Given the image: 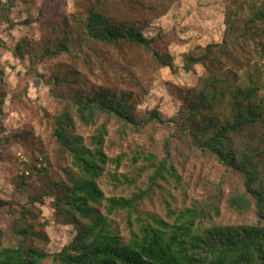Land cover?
<instances>
[{"label": "rangeland", "instance_id": "rangeland-1", "mask_svg": "<svg viewBox=\"0 0 264 264\" xmlns=\"http://www.w3.org/2000/svg\"><path fill=\"white\" fill-rule=\"evenodd\" d=\"M262 1L14 0L12 8L0 14V61L6 75L5 81L0 83V91L4 89L5 92V105L0 111V136L6 132L21 131L25 138L13 142L12 149L1 156L4 158L0 161V199L7 204L0 208V244H15V226L26 222L32 223L33 232L41 235L32 237L30 245L52 253L62 250L77 233L74 221L77 217L58 211L56 195H47L54 188L51 180L68 184L70 179L66 169L74 172L67 149L54 134V118L61 113L75 91L90 92L96 86L128 90L131 92L129 101L138 112L143 114L146 110L157 108L170 119L177 115L183 104L182 90L197 86L199 78L206 73L202 65L185 70L184 53L212 42H221L226 32V13L235 21L240 33L238 28L243 27L245 20L254 12L252 8L255 5L259 7ZM93 4L116 22L131 24L136 21L147 37L159 35L154 49L169 52L178 69L172 71L169 67L159 66L149 51L135 44L110 45L83 38V27H80L79 21ZM62 16H66L73 27L71 52L35 61L31 52L41 49L47 36L66 31V24H58ZM28 17H39L40 20L29 25H9V19L22 22ZM21 40L27 45L23 51L24 59L15 55ZM246 43L245 39H241V44ZM249 48L246 44L242 54L234 49L242 56L241 65L224 62L230 81L237 84L247 82V72L255 65L260 68L264 81V57L256 51L250 52ZM58 72L62 80H67L66 83L55 82ZM16 93L18 95L15 96ZM102 126L106 127L103 152L108 160L103 164L105 169L98 184L105 196H130L146 188L151 172L146 167L148 161L144 157L137 160L136 156L154 153L163 159L168 140L167 151L171 153V162L179 178L169 174L164 179L160 178L152 195L138 207L139 214L167 218L170 207L181 209L208 203L220 209V214L213 219L214 223L239 225L257 220L254 210L238 213L228 206L231 196L244 191V174L221 163L215 155L202 152L193 145V139L179 131L172 121L152 122L140 131L128 128L124 133L122 123L113 116L101 115L91 125L83 124L75 116L69 133L81 136L84 143L91 146L92 136ZM256 128L235 134L234 140L240 145L249 143L251 148L260 146L258 149H263L264 129L259 128L261 137L257 138ZM122 154L125 156L117 167L112 159ZM44 155L48 157L49 172L41 173L20 186L21 175L31 171L25 164L28 163V167L36 163L39 165L37 160ZM257 160L260 162L262 158ZM124 175L136 177L137 182H125ZM96 207L98 212L107 215L104 201ZM109 219L118 233L129 239L133 226L127 213L122 211L109 215ZM45 264H53L52 259L45 260Z\"/></svg>", "mask_w": 264, "mask_h": 264}, {"label": "trees", "instance_id": "trees-1", "mask_svg": "<svg viewBox=\"0 0 264 264\" xmlns=\"http://www.w3.org/2000/svg\"><path fill=\"white\" fill-rule=\"evenodd\" d=\"M13 5L14 0H0V14L9 11ZM252 9L254 12L245 20L243 27L238 28L240 33L235 21L226 13V32L221 42H212L184 53L185 70L202 65L206 73L199 78L197 86L182 90L183 104L177 115L170 119L157 108L146 110L143 114L138 112L129 101L131 92L128 90L96 86L90 92L75 91L61 113L54 118V134L67 149L74 172L66 169L70 179L68 184L51 180L54 188L47 195H56L58 211L77 217L74 220L77 233L62 250L52 253L30 245L32 237L41 236L33 232L32 223L19 224L15 226L17 242L0 244V264H45L47 259H52L53 264H264V148H251L249 143L240 145L234 140L235 134L252 127H257L255 134L257 138L261 137L259 128L264 129V94L261 95L264 81L258 65L247 72V82L239 84L230 81L224 70L225 61L234 66L242 64V56L234 49L242 54L246 44L251 48L250 52L256 51L264 57V0L259 7L255 5ZM40 12L42 14L43 10ZM39 20V17H28L22 22L8 21L14 27ZM79 22L83 27L82 36L87 40L110 45L135 44L149 51L159 66L169 67L172 71L178 69L169 52L154 49L160 36L147 37L136 21L131 24L116 22L93 4ZM58 24H66V31L47 36L41 49L31 52L35 61L71 52L73 27L66 16H62ZM241 39L247 43L241 44ZM26 48V42L21 40L16 46L15 55L24 59L23 51ZM5 77V67L0 61V83L5 81ZM55 79L58 84L67 82L65 78L62 80L59 72L55 74ZM4 105L3 89L0 91V111ZM101 115L115 117L122 123L124 133L128 128L140 131L152 122L175 123L179 131L189 135L193 145L202 152L215 155L221 163L244 174V191L231 196L227 201L228 206L238 213L254 210L257 220L239 225L214 223L213 219L220 214V209L208 203L181 209L170 207L167 218L139 214L138 207L152 195L160 178L164 179L168 174L179 178L171 162V153L167 151L168 140L165 142L166 156L163 159L154 153L136 156L137 160L144 157L148 161L146 167L151 172L146 188L130 196H105L98 179L104 172L103 164L108 160L103 152L106 127L102 126L92 136L91 146L86 145L81 136L75 137L69 133L75 116L83 124L91 125ZM3 135L0 136V161L12 149L13 142L25 138L21 131ZM124 156L122 154L112 159L117 167ZM258 158H262V161L259 162ZM47 160V155H44L37 160L39 165L36 163L28 167L26 163L25 166L31 171L29 175H21L19 185H26L27 181L39 177L41 173L47 174ZM124 181L134 184L137 178L124 175ZM103 201L107 215L98 212L96 207ZM5 204L7 202L0 199V208ZM122 211L127 213L133 226L129 239H124L109 219V215Z\"/></svg>", "mask_w": 264, "mask_h": 264}, {"label": "built area", "instance_id": "built-area-1", "mask_svg": "<svg viewBox=\"0 0 264 264\" xmlns=\"http://www.w3.org/2000/svg\"><path fill=\"white\" fill-rule=\"evenodd\" d=\"M26 174H27V175H29V174H30L29 170L26 172Z\"/></svg>", "mask_w": 264, "mask_h": 264}]
</instances>
